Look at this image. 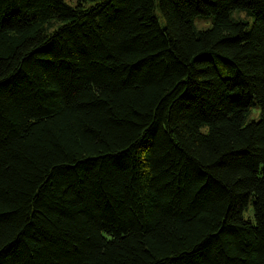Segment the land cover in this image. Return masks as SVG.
<instances>
[{
	"label": "trees",
	"instance_id": "obj_1",
	"mask_svg": "<svg viewBox=\"0 0 264 264\" xmlns=\"http://www.w3.org/2000/svg\"><path fill=\"white\" fill-rule=\"evenodd\" d=\"M0 264H264V0H0Z\"/></svg>",
	"mask_w": 264,
	"mask_h": 264
},
{
	"label": "rangeland",
	"instance_id": "obj_2",
	"mask_svg": "<svg viewBox=\"0 0 264 264\" xmlns=\"http://www.w3.org/2000/svg\"><path fill=\"white\" fill-rule=\"evenodd\" d=\"M68 2H70V3H75V0H67ZM195 25H196V27L198 28V29H206V28H211V26H212V23H211V21H205V20H203V21H197V22H195ZM254 109H256V111L254 112V114H253V117L254 118H257L258 117V115H259V113H258V111H257V108H254Z\"/></svg>",
	"mask_w": 264,
	"mask_h": 264
}]
</instances>
